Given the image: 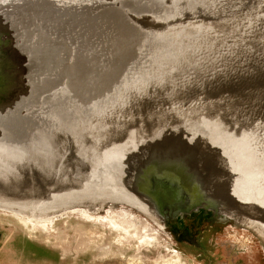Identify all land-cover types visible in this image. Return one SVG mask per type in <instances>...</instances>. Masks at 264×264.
<instances>
[{
  "label": "water",
  "instance_id": "water-1",
  "mask_svg": "<svg viewBox=\"0 0 264 264\" xmlns=\"http://www.w3.org/2000/svg\"><path fill=\"white\" fill-rule=\"evenodd\" d=\"M118 207L264 255V0H0V210Z\"/></svg>",
  "mask_w": 264,
  "mask_h": 264
},
{
  "label": "rangeland",
  "instance_id": "rangeland-1",
  "mask_svg": "<svg viewBox=\"0 0 264 264\" xmlns=\"http://www.w3.org/2000/svg\"><path fill=\"white\" fill-rule=\"evenodd\" d=\"M90 212L34 219L0 210V264H264L258 240L231 221L198 215L164 234L128 207Z\"/></svg>",
  "mask_w": 264,
  "mask_h": 264
},
{
  "label": "bare ground",
  "instance_id": "bare-ground-1",
  "mask_svg": "<svg viewBox=\"0 0 264 264\" xmlns=\"http://www.w3.org/2000/svg\"><path fill=\"white\" fill-rule=\"evenodd\" d=\"M96 206V205H93ZM93 206H89V208H93ZM129 210H132L131 208H128ZM134 211V210H133ZM58 215V214H57ZM144 216V215H143Z\"/></svg>",
  "mask_w": 264,
  "mask_h": 264
}]
</instances>
